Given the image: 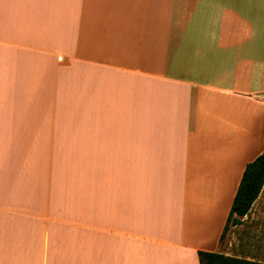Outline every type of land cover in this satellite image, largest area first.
Returning a JSON list of instances; mask_svg holds the SVG:
<instances>
[{
  "label": "crops",
  "instance_id": "crops-1",
  "mask_svg": "<svg viewBox=\"0 0 264 264\" xmlns=\"http://www.w3.org/2000/svg\"><path fill=\"white\" fill-rule=\"evenodd\" d=\"M263 152L264 0H0V264H200Z\"/></svg>",
  "mask_w": 264,
  "mask_h": 264
},
{
  "label": "trees",
  "instance_id": "trees-1",
  "mask_svg": "<svg viewBox=\"0 0 264 264\" xmlns=\"http://www.w3.org/2000/svg\"><path fill=\"white\" fill-rule=\"evenodd\" d=\"M264 188V152L253 162L249 163L244 171L241 184L234 198L231 212L228 218L221 241L224 240L229 226H237L242 218L251 211ZM200 264H264L233 256H225L221 253L199 252Z\"/></svg>",
  "mask_w": 264,
  "mask_h": 264
},
{
  "label": "rangeland",
  "instance_id": "rangeland-1",
  "mask_svg": "<svg viewBox=\"0 0 264 264\" xmlns=\"http://www.w3.org/2000/svg\"><path fill=\"white\" fill-rule=\"evenodd\" d=\"M253 213H264V190ZM263 228L264 218L262 217L254 221V224L251 223V220L247 221L245 227H234L230 225L222 241L220 253L225 256H233L247 260L253 258L257 262L264 263V245H262L264 243Z\"/></svg>",
  "mask_w": 264,
  "mask_h": 264
}]
</instances>
